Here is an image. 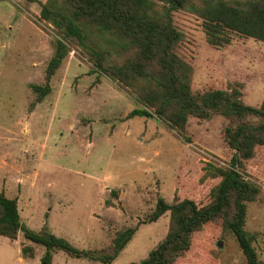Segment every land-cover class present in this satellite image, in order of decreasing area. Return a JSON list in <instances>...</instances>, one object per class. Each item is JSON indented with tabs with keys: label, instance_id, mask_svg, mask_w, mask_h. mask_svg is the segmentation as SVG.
I'll use <instances>...</instances> for the list:
<instances>
[{
	"label": "rangeland",
	"instance_id": "rangeland-1",
	"mask_svg": "<svg viewBox=\"0 0 264 264\" xmlns=\"http://www.w3.org/2000/svg\"><path fill=\"white\" fill-rule=\"evenodd\" d=\"M45 3L47 0H40ZM41 6L0 1V192L18 200L26 227L45 225L82 250H110L116 236L138 228L113 264H138L165 239L170 213L149 223L159 198L169 204L210 200L219 182L214 167L229 168L235 151L225 141L229 121L190 118L184 131L163 120L133 116L144 109L130 92L94 71L74 49L51 81L43 101L31 85L45 83L55 52V28L40 19ZM183 35L179 55L193 67L192 91L237 88L251 106L264 103V42L229 34L224 46L208 41L204 20L185 10L173 13ZM248 179L260 188L247 204L246 230L264 264V147L245 161ZM17 241L0 237V264H41L45 249L25 259ZM52 264H99L53 253ZM175 264H247L234 236L210 224L193 236Z\"/></svg>",
	"mask_w": 264,
	"mask_h": 264
},
{
	"label": "trees",
	"instance_id": "trees-1",
	"mask_svg": "<svg viewBox=\"0 0 264 264\" xmlns=\"http://www.w3.org/2000/svg\"><path fill=\"white\" fill-rule=\"evenodd\" d=\"M27 1L41 6L40 19L57 32L45 83L31 85L37 102L51 94V81L70 52L80 49L94 71L118 82L144 107L134 110L133 116H157L181 132L190 118L210 120L220 115L229 121L225 141L235 154L229 168H213L212 176L219 182L211 189L209 202L199 205L185 198L169 204L159 198L148 222H157L169 212V231L138 264H175L190 250L193 236L210 224H219L234 236L247 264H262L246 230L247 204L257 201L260 188L248 179L245 161L254 158L257 147H264V103L260 107L246 104L237 88L193 93V67L178 53L183 35L173 13L185 10L202 18L212 45H227L231 33L264 42V0ZM137 231L128 228L120 232L108 251L82 250L55 235L48 225L40 231L26 227L18 200L0 192V237L17 241L22 233L31 244H21L22 256L34 259V246H41L45 249L41 264H52L53 253L57 252L113 264Z\"/></svg>",
	"mask_w": 264,
	"mask_h": 264
},
{
	"label": "crops",
	"instance_id": "crops-1",
	"mask_svg": "<svg viewBox=\"0 0 264 264\" xmlns=\"http://www.w3.org/2000/svg\"><path fill=\"white\" fill-rule=\"evenodd\" d=\"M39 1H40V0H39ZM18 238H19V237H18ZM9 240H10V239H9ZM57 253H60V252H57ZM61 253H62V252H61ZM35 258H36V257H35ZM35 258H34V259H35ZM34 259H32V260H34ZM52 262H53V260H52Z\"/></svg>",
	"mask_w": 264,
	"mask_h": 264
}]
</instances>
